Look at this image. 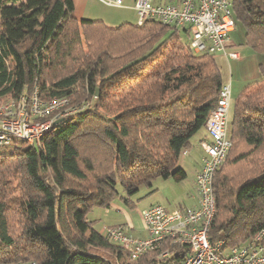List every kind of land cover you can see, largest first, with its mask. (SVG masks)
<instances>
[{"label":"trees","instance_id":"16d2710c","mask_svg":"<svg viewBox=\"0 0 264 264\" xmlns=\"http://www.w3.org/2000/svg\"><path fill=\"white\" fill-rule=\"evenodd\" d=\"M231 3L245 43L264 54V0ZM73 11V0H0V104L35 90L42 101L67 98L68 107L91 102L57 118L38 144L14 140V152L0 153V174L19 173L15 188L0 184V264H181L187 245L167 238L131 258L88 213L116 199L133 206L139 186L173 175L217 105L215 54L195 53L176 37L179 27L156 19L111 26ZM229 130L208 230L227 247L264 227V79L238 94ZM103 154L108 170L94 176ZM13 207L19 236L9 228Z\"/></svg>","mask_w":264,"mask_h":264},{"label":"built area","instance_id":"2783aa9c","mask_svg":"<svg viewBox=\"0 0 264 264\" xmlns=\"http://www.w3.org/2000/svg\"><path fill=\"white\" fill-rule=\"evenodd\" d=\"M99 1L112 7L124 6L123 0ZM231 6V0H177L175 3L134 0L137 24L152 18L179 28L185 26L189 29L190 45L195 53L223 54L228 59L237 60L240 54L230 46L229 40V34L235 28ZM230 99V84L223 83L217 105L205 123L209 139L200 141L204 156L195 175L198 204L172 210L154 204L142 210L146 237L133 236L123 225L104 228L105 234L126 250L131 258L160 247L169 238L171 245L184 244L188 247L181 264H264V227L231 247L226 246L225 239L212 243L208 236L215 212L213 178L232 145L228 119ZM88 103L68 107L67 98L42 101L35 90L0 104V149L14 140L38 144L57 118L81 111ZM167 254L168 251L164 250L160 255ZM16 264L36 263L31 260Z\"/></svg>","mask_w":264,"mask_h":264},{"label":"rangeland","instance_id":"374dc122","mask_svg":"<svg viewBox=\"0 0 264 264\" xmlns=\"http://www.w3.org/2000/svg\"><path fill=\"white\" fill-rule=\"evenodd\" d=\"M124 2L134 3V0H124ZM88 18L96 19L95 16H89ZM108 24L111 26L118 25L111 22H109ZM176 37H178L184 44H186L190 40V33L179 28L176 32ZM229 40L231 43L238 45L240 50H243V48L245 49V51L243 52L244 57L242 59L239 58L240 60H224L220 59L218 57V54H215V59L220 69L222 82L227 83L230 81L232 87V95L229 107V119L231 120L233 117L234 101L241 90L251 82H256L258 80L264 79V54L255 52L250 46L245 43V28L239 22L235 24L234 30L229 34ZM230 46L233 47L232 44H230ZM90 103L91 102H89L88 104ZM202 133L203 130L194 135L191 139V148L189 149L190 153L184 160V169L187 172V177L181 181H176L170 178L163 179L157 177L153 179L151 187H147L144 185L139 186L138 191L129 196L135 204V208L131 209L133 210V212H136L138 209H143V207H146L150 203L162 205L169 210L193 205L194 200L190 197L189 194L192 193L196 195V190L192 187L193 172L195 171V169H197L202 155L200 144L198 141ZM17 143L22 147L29 145V143L25 141ZM15 149L16 147L8 145L2 148L3 151L0 149V153H12L15 151ZM94 160L95 169L94 171H92V174H94V176H96V174H104V172L108 170L107 164L111 161H105L104 154L99 160ZM109 166L110 169H112V164H110ZM18 176L19 173H10V171L5 175L0 174V184L7 189L15 188L19 183ZM91 180L92 176L90 175L89 182ZM17 194L18 191L15 190H13V193H9L10 196H14ZM104 210V208L96 207L88 213V218L92 220L95 219V228L103 233H106V230L103 228V223L106 221H111L113 220V218H108V215H104ZM22 222L23 220L22 216L20 215L19 209L13 207L12 210H10V212L8 213L9 228L13 236L20 235Z\"/></svg>","mask_w":264,"mask_h":264},{"label":"crops","instance_id":"0c3cea01","mask_svg":"<svg viewBox=\"0 0 264 264\" xmlns=\"http://www.w3.org/2000/svg\"><path fill=\"white\" fill-rule=\"evenodd\" d=\"M153 2L154 3H168V2L175 3L177 2V0H153ZM73 3H74L73 13H74V16L77 18H88L89 16H95L96 19L103 20L107 24L111 22L113 24H118V25L123 22H136L137 20V15L134 9L133 2L131 3L124 2L123 7L107 6L101 3L99 0H73ZM230 44H232V46L239 51L240 59H242L244 57L243 52L245 51V49L243 48V50H240L238 45L231 43V42ZM218 57L220 59L230 60L223 54H218ZM227 83L230 84V90H231V95H232L231 83L230 81ZM202 139H208V136L205 130H203V133L200 135V138L198 140L199 144ZM200 149L202 153L200 162H199L197 169H195V171L193 172L192 187L196 190V195L192 193L189 194L190 197L194 200V203L192 206H196L198 204L199 194L195 186V175L201 167L202 158L204 156V152L201 147ZM189 151L190 150H188L185 154L181 155L179 162L177 164V168L175 169V172L173 173V175L169 177L170 179L181 181L187 177V172L184 169L185 168L184 160L189 155L190 153ZM151 205H154V203L153 204L150 203L146 207H143V209H138L136 212H133V210L131 209L135 208V204L133 206H130V204L126 205L122 201L116 199L110 204L108 208H105L104 210V215H108V218H113V220L104 222L103 228L112 226V225H123L127 229V231L132 233L133 235L137 237H146L147 231L145 229V222L142 217L141 210H144Z\"/></svg>","mask_w":264,"mask_h":264}]
</instances>
